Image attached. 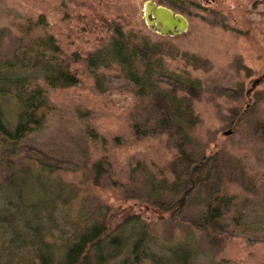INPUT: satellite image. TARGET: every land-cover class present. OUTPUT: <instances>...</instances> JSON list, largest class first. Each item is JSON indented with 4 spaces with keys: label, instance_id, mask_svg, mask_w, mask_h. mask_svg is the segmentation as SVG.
<instances>
[{
    "label": "rangeland",
    "instance_id": "1",
    "mask_svg": "<svg viewBox=\"0 0 264 264\" xmlns=\"http://www.w3.org/2000/svg\"><path fill=\"white\" fill-rule=\"evenodd\" d=\"M145 1L0 0V63L20 65L51 37L78 78L70 87L34 82L45 90V124L14 150L0 146V221L17 219L13 206L30 198L27 190L17 202L5 190L27 170L28 183L31 173L51 181L39 195L52 213L42 234L55 259L74 227L103 222L109 234L125 230L128 241L143 225L151 251L165 258L164 248L181 245L191 250L190 264H264V0H152L187 18L188 30L173 37L144 25ZM117 28L148 38L169 72L195 81L166 78L194 115L184 153L159 122L161 104L138 95L116 65L86 66ZM4 110L12 116L14 101ZM174 180L180 184L170 192ZM157 184L165 189L155 194ZM214 196L221 210L207 226L205 205ZM13 225L6 234L0 227V264H40V238L30 244ZM125 254L106 264H121Z\"/></svg>",
    "mask_w": 264,
    "mask_h": 264
},
{
    "label": "trees",
    "instance_id": "2",
    "mask_svg": "<svg viewBox=\"0 0 264 264\" xmlns=\"http://www.w3.org/2000/svg\"><path fill=\"white\" fill-rule=\"evenodd\" d=\"M56 52L58 47L49 37L39 50L36 49L34 55L28 54L31 57L25 55L20 65H14L9 61L0 63V146H8L14 150L27 134L42 130L47 115V98L45 90L35 85V81L41 80L48 87H70L78 83V78L69 70L68 63L60 59ZM158 53L156 45H153L148 38L135 37L117 28L105 46L88 56L86 66L96 69L116 65L138 95L151 96L161 104L163 115L166 116H163L159 122L168 123L169 127L166 129L169 128L178 135L176 148L180 153H184L183 147L190 142L189 130L194 126L195 120L189 101H186L185 97H178L179 86L177 87L174 82L192 84L195 81L189 78L178 79L173 72H169L162 65V57ZM166 78L173 79L174 82L166 81ZM8 100L14 101L15 111L12 116L4 110V104ZM39 178L37 173H31V184L27 181V170L13 174L8 189L5 190L13 191L12 195L16 197L17 202L20 195L27 193V190L30 198L27 201L25 199L23 204L13 206L11 215H16L18 218L15 220L11 216L5 218L0 221V227L5 228L6 234L14 224L13 231L27 235L30 244L40 238L41 246L35 248L40 264H93V262L106 264L114 260L122 251L126 252V256L121 264L130 261L132 256V262L135 264L139 263L140 257H147L155 264H190L191 250L184 248L185 246L164 248V251L170 254L167 258L160 250L157 253L152 252L151 246L149 247L147 243L146 231L141 224L136 229L137 237L128 241L125 230L118 229L109 234L105 232L106 226L103 222L84 224L81 229L72 226L77 233L60 250L59 258L55 259L54 253L48 252L51 250V245L43 241L45 232L49 233L52 227V213L45 208L44 199L39 195L42 189L51 187V181L47 178ZM46 180L49 184L45 182ZM26 184L31 185L26 186ZM179 184V180L167 184L168 191L174 192ZM19 185L21 191L17 188ZM162 189H165L163 185L157 184L152 191L157 194ZM32 191L34 195L31 194ZM182 201L183 198L171 208H180ZM221 202L222 200L217 196L210 197L206 202L203 219L207 226L215 224L214 219L219 217ZM61 222H64L63 219ZM18 226L21 232H16ZM41 250L47 253H40Z\"/></svg>",
    "mask_w": 264,
    "mask_h": 264
},
{
    "label": "water",
    "instance_id": "3",
    "mask_svg": "<svg viewBox=\"0 0 264 264\" xmlns=\"http://www.w3.org/2000/svg\"><path fill=\"white\" fill-rule=\"evenodd\" d=\"M144 25L161 36H177L188 30L186 17L170 8L147 0L142 8Z\"/></svg>",
    "mask_w": 264,
    "mask_h": 264
}]
</instances>
